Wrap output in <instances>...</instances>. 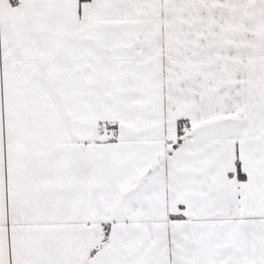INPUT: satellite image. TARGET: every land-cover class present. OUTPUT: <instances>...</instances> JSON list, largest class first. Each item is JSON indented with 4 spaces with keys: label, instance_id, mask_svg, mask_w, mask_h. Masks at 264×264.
Segmentation results:
<instances>
[{
    "label": "snow or ice",
    "instance_id": "obj_1",
    "mask_svg": "<svg viewBox=\"0 0 264 264\" xmlns=\"http://www.w3.org/2000/svg\"><path fill=\"white\" fill-rule=\"evenodd\" d=\"M0 264H264V0H0Z\"/></svg>",
    "mask_w": 264,
    "mask_h": 264
}]
</instances>
